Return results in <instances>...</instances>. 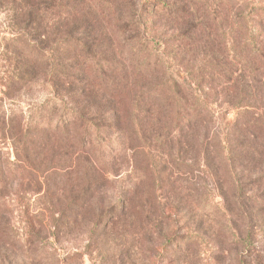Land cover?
Segmentation results:
<instances>
[{
    "label": "trees",
    "instance_id": "16d2710c",
    "mask_svg": "<svg viewBox=\"0 0 264 264\" xmlns=\"http://www.w3.org/2000/svg\"><path fill=\"white\" fill-rule=\"evenodd\" d=\"M115 2L121 0L20 1L15 29L0 49L7 64L0 79V145L10 147L6 156L0 147V244L21 247L4 215V197L14 185L44 190L62 205L69 197L66 209L87 225L91 241L106 245L110 228L127 223L132 230L120 247L128 264H137L132 257L143 247L162 244L166 209L202 211L221 221L224 234L222 227L235 222L232 211L252 222L253 210L264 206L250 193L264 184L250 170L264 162V0L239 8L235 25L214 35L202 30L216 18L198 21L192 14L184 17L190 30L160 31L162 22L180 27L177 15L185 12L162 0H143L131 16L118 10L113 20ZM40 90L49 98L31 106L26 94ZM5 99L28 109L8 107ZM146 147L154 153L139 164L135 155ZM123 168L130 169L124 191L97 203ZM158 179L165 187L183 179L198 190L170 189L176 203L164 205L154 196ZM135 206L138 212H131ZM183 238L162 248L189 249L200 237Z\"/></svg>",
    "mask_w": 264,
    "mask_h": 264
},
{
    "label": "rangeland",
    "instance_id": "374dc122",
    "mask_svg": "<svg viewBox=\"0 0 264 264\" xmlns=\"http://www.w3.org/2000/svg\"><path fill=\"white\" fill-rule=\"evenodd\" d=\"M20 1L0 0V49L3 48L5 38L9 36V32L15 29L12 19H14V14H18L17 8H20L22 5ZM162 1L176 8L182 9L183 7L185 12L183 13L182 10V13L177 15L182 17L178 20L181 24L180 27L179 25H166L162 22L158 24L161 26L160 31L171 34L178 33L180 28L190 30L189 20L184 17L191 16L192 14L198 16V21L199 19L205 20V17L216 18L215 22L208 25L209 28L203 25L204 30H202L206 35H214L220 27L228 29L229 26L231 28L235 25V16L239 8L245 9L244 7L247 3H252L256 0ZM142 2L143 0H121L120 3L115 2L113 7L117 11L113 16V20L121 16L118 10L123 11L124 16H131L136 13L139 11ZM152 9L154 8H148V11H155ZM46 15L51 21H57L58 16L53 14ZM52 29L53 27L48 28V30ZM25 30L29 31L30 29L26 28ZM36 30L37 32L41 31L40 28ZM6 65L2 55H0V79L2 74H4L3 71ZM26 97L32 106L36 103L45 102L49 98V94L47 90H40L26 94ZM4 103L8 107H12L13 103V105L18 106L17 108L28 109L26 108V103H19L17 100L5 99ZM79 106L82 105L80 104ZM222 118L225 122L229 117L224 114ZM0 147L4 156L10 153L8 143L2 142ZM146 152L153 154L154 150L152 147H146L144 151L136 153L135 160L139 164H143L147 158ZM159 168H161L160 165H158L157 169ZM260 168L262 170H259ZM250 170L252 172L251 178L264 177V162L262 165L257 166V168H250ZM128 171L130 172V169L125 168L119 171L120 174L113 179L115 181L114 184L111 183L104 192H100L101 194L98 197L97 203L101 199L106 203L112 202L116 191L120 192V189L124 191L123 187L128 183L130 178ZM137 174L135 173V175ZM179 176L183 179L185 178L184 174H179ZM183 179L176 180L174 184L168 187L164 186L165 182L158 179L154 196L157 199H161L164 205H168L170 202L172 205H175L176 202L170 199V189L179 191L183 188L193 187L191 185L188 186L187 184L191 183H186ZM241 183L247 188L252 189L250 187L251 181L245 182L242 179ZM138 184H143L142 179L138 181ZM194 184L198 187L201 185L199 182H195ZM147 189L148 186L143 189L144 192ZM190 189L193 191L198 190L195 187ZM208 189L206 193L211 194L209 193L211 187ZM10 191L4 197V208H6L4 215L10 223V232L19 239L21 247L9 248L6 244H0V264H128L121 257L123 248L120 247L122 245L121 241L127 238L124 234L132 230V227H129L127 223L118 222L116 226L110 228L104 239L105 245L101 238L90 240L87 233V225L84 222H74V215L66 209V202L69 200V197H66L65 205H62L61 201H57L56 197L52 194L45 195L44 190L36 194L33 191L27 190V186L22 189L20 186L14 185ZM139 191H137V194L141 195V190ZM200 191L202 189H199ZM250 193L260 196L264 201V184L259 189H253V192ZM154 196L150 195V198L152 199ZM126 197H128L127 194ZM93 208V213L98 212L99 208L97 206L94 205ZM253 211L256 212L257 220L252 222L238 220L237 217L242 215L241 212L239 213L237 210L232 211L231 217L235 222H232L233 225L227 224L228 226H223L224 234H221L219 232L221 221L215 222L214 219L204 215L202 211H200L199 215L193 216V213L186 212L176 215L172 210L166 209L165 212L170 219L167 220L169 221L168 225H164V229L159 233V236L164 237L162 244L154 246V249L149 248L144 250L145 246L142 248L143 251L141 253L132 258L137 260V264H264V206L260 209L257 207ZM63 212H66L65 216L62 215ZM131 212H138V208L136 207V210H132ZM200 215L203 217L202 219H199ZM89 216V214L84 215L85 218ZM141 219H143L142 216ZM140 223L139 226H141ZM109 233L115 234L111 236ZM187 235H198L200 237L199 243L192 244L189 249H185L179 245L178 248L172 246L166 249L162 248L168 240L177 237L176 243L178 244Z\"/></svg>",
    "mask_w": 264,
    "mask_h": 264
}]
</instances>
